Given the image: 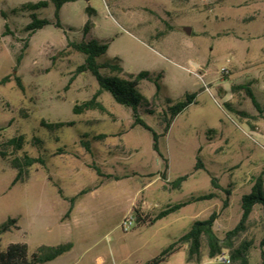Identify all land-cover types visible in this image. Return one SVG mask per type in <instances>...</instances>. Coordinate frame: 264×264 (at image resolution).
<instances>
[{
	"label": "rangeland",
	"instance_id": "rangeland-1",
	"mask_svg": "<svg viewBox=\"0 0 264 264\" xmlns=\"http://www.w3.org/2000/svg\"><path fill=\"white\" fill-rule=\"evenodd\" d=\"M41 1L49 2L0 0V9L8 13L7 21L0 17V79L12 72L15 57L28 41L16 72L24 90L13 80L0 86V143L17 136L25 141L21 152L8 147V160L0 159V226L16 219L18 227L0 236V251L21 243L33 252L42 244L69 240L72 252L52 264H147L193 222L212 213L217 214L213 230L223 239L239 222L241 196L250 192L257 177L264 188V0H79L67 4L58 16L63 29L52 25L54 7L49 4L36 14L51 24L28 37L24 28L30 23L29 13L11 11ZM88 7L93 11L90 18ZM88 19L93 24L89 37L108 44L99 62L118 58L125 73H162L157 96L153 84L138 85L153 112L139 116L156 134L163 129L162 113L186 94H195L194 102L158 141L168 163L166 180L188 176L179 189H171L160 178L164 165L152 150L151 134L139 126L129 129L130 110L115 103L108 92L97 99L102 111L73 113L74 105L99 89L89 73L77 75L65 89L84 62L66 41H80ZM5 22L11 35L2 36ZM192 69H198L209 92L187 71ZM238 86L253 93L259 111L243 89L233 90ZM41 121L72 125L47 130ZM33 138L42 144L39 148ZM23 152L42 155L45 167L34 165L23 181L11 186L17 171L9 161ZM197 157L202 169L194 170ZM89 166L128 178L101 182ZM211 177L230 195L213 190ZM88 188L76 200L78 218L61 226L69 203L59 197L58 189L72 198ZM210 192L217 198L192 203L154 224L134 222L128 231L121 229L123 221L133 216V207L153 217L168 205ZM225 199L228 206L222 208ZM262 241L264 217L255 206L233 240V249L248 245V264H262ZM187 249L183 244L160 264H214V258H207L204 240L199 261L187 263ZM221 253L230 259V250ZM230 264L237 263L230 259Z\"/></svg>",
	"mask_w": 264,
	"mask_h": 264
},
{
	"label": "trees",
	"instance_id": "trees-1",
	"mask_svg": "<svg viewBox=\"0 0 264 264\" xmlns=\"http://www.w3.org/2000/svg\"><path fill=\"white\" fill-rule=\"evenodd\" d=\"M78 0H49V2L41 1L37 3H26L20 6L19 9L12 10V14H16L18 11H25L29 13L30 23H28L24 30L27 33L28 37H31L36 31L42 29L43 27L50 25L51 23L46 19H39L37 17L36 11L45 9L49 4L54 7V18L55 22L52 25L55 28L62 29V26L59 23L58 16L61 7L64 4L76 2ZM88 1V0H85ZM87 15L90 18L92 15V10L88 7L86 8ZM0 17L4 20H8V13L0 9ZM93 27V24L90 19L86 21L82 28V38L78 42L66 41L67 47L73 49L74 51L82 54L84 56V62L79 65L72 77L68 80L65 89L69 87L71 82L79 74L89 73L97 82L99 89L92 95V97L81 103L80 105H74L73 113L81 114L83 111L87 110H103L102 105L97 101L98 97L102 92H108L115 103L120 106H123L126 109H129L133 119L131 128L136 126L141 127L151 134L152 137V150L162 159L164 170L160 173V178L170 186L171 189H179L183 182L187 180V175L178 177L173 182H168L166 180V171L168 169L167 160L164 158L159 149V138L165 137L170 129L172 121L174 118L185 110L189 105L194 102L195 94H186L184 100L177 102L168 107L167 111L162 113L161 125L163 126L162 132L156 134L139 116V114H148L152 115L153 112L148 109L149 103L138 91V85L141 81H147L154 85L155 87V96L158 95L161 89V79L162 73H150L147 71L139 72L138 74H128L125 73L123 68L120 66V59L114 58L106 62H99V58L103 57L107 50L108 44L98 42L89 37V33ZM70 31V30H69ZM11 35L9 30L8 23L4 24V32L2 36ZM28 47V41L23 42V46L20 50V53L15 57V65L12 68V72L3 78L0 79V86H3L13 80L20 91H23V85L21 78L16 75L18 67L24 57V50ZM102 70H107L110 73H116L119 76L105 75L102 74ZM243 89L246 95L251 100L253 106L259 111V104L256 102L253 93L246 87H233V90ZM224 107L231 111L229 104H224ZM41 126L47 130H52L53 128L71 126L72 123H55L49 124L44 121H41ZM2 129H0V132ZM209 133H212L210 131ZM34 145L38 148L40 141L37 138H33ZM25 145L24 137L17 136L5 143H0V159L3 161L8 160L5 149L11 147L14 152H21ZM88 151V147L85 148ZM200 152V149H198ZM40 165L45 167L44 159L42 155L37 157H31L23 152L19 157H14L9 161V165L12 169L16 170V175L11 184L13 186L18 181H23L25 172L33 167L34 165ZM89 168L95 171L96 175L102 179L101 182L105 180H119L120 177L104 174L99 169L94 166H89ZM202 169V163L199 157L196 159V164L194 170ZM210 184L213 190H219L225 193L226 196L230 195L228 190H223L217 184V180L214 177H211ZM91 189H85L80 191L76 196L72 198H65L62 195L60 189H58V195L65 201L69 203V208L65 214V217H68L71 209L78 199L82 195L88 193ZM217 195L214 192H210L205 195H200L196 197H191L186 201L176 203L174 205H168L163 210H160L155 216L150 217L144 215L138 208L133 207V217L135 223L139 226H144L147 223L154 224L157 221L166 218L170 214H173L180 209L195 203L210 201L216 199ZM228 206V199H225L222 204V208ZM255 206L261 208L263 217H264V188L263 180L261 177H257L251 187V190L248 194L241 196L240 208L241 216L239 222L236 226L228 231L223 239H220L213 230V225L216 220L217 214L212 213L207 219L202 221H195L191 225L190 229L178 238L175 242L170 244L167 248L162 250L158 256L150 260L147 264H160L166 261L172 254L180 250L183 244L188 245L187 249V258L186 262L191 263L194 260L199 261L200 250L202 241L204 240L207 247V258L213 259L219 255L223 250H230V259L232 262L237 264H248V245H242L239 248L233 249V240L242 232L245 223L247 222L249 216L253 212ZM18 229L16 219H8L7 222L0 226V236L10 232L12 230ZM261 245L264 246V241L261 242ZM72 248L70 243L60 244L56 246H39L33 252H30L26 244L16 243L9 244L4 251H0V264H47L63 254L69 252ZM264 264V263H262Z\"/></svg>",
	"mask_w": 264,
	"mask_h": 264
},
{
	"label": "crops",
	"instance_id": "crops-1",
	"mask_svg": "<svg viewBox=\"0 0 264 264\" xmlns=\"http://www.w3.org/2000/svg\"><path fill=\"white\" fill-rule=\"evenodd\" d=\"M79 1V0H78ZM77 2V1H76ZM73 3V2H72ZM67 4H70V3H67ZM67 4H64L62 7H61V9H60V11H59V15H60V13H61V11H62V9L67 5ZM92 13H93V11H92ZM88 16V15H87ZM86 23V21L84 22V24ZM84 26V25H83ZM63 29V28H62ZM70 30V29H69ZM126 109V108H125ZM127 110V109H126ZM129 110V109H128ZM129 115H130V117L128 118V120H130V118L132 119V116H131V112L129 111ZM132 123H133V119H132ZM132 123L130 124V126H129V129H132L131 128V125H132ZM213 133V132H212ZM120 134H118V136H119ZM119 177V176H118ZM123 178H128L127 176L126 177H120V179L119 180H121V179H123ZM119 180H110V181H119ZM144 189H145V187H143V188H141V191L140 190H137V191H135L134 193H135V195H137L138 193H142L143 191H144ZM60 197V196H59ZM65 197V196H64ZM61 198V197H60ZM66 198V197H65ZM62 199V198H61ZM67 199H69V198H67ZM63 200V199H62ZM63 201H65V200H63ZM65 202H67V201H65ZM76 202L74 203V205H73V207H72V209H71V212H70V214H69V216L68 217H65V214H66V212H67V210H66V212H65V214L63 215V217H64V220H63V217H62V219H61V221H60V223L62 224L61 226H66L67 225V223H69L70 221H72V220H76L77 218H78V213H77V211H76ZM133 207V206H132ZM69 208V207H68ZM64 221V222H63ZM67 243H70L71 245H72V248H71V250L69 251V252H67V253H65V254H63L62 256H60V257H58L57 259H55V260H53V261H51V262H49V263H47V264H52V263H54V262H56V261H58V260H62V259H64V258H66L71 252H72V250H73V244L69 241V240H67V241H65V242H63L62 244H67ZM43 245H45V246H56V245H60V244H42V245H40V246H43ZM39 247V246H38Z\"/></svg>",
	"mask_w": 264,
	"mask_h": 264
},
{
	"label": "built area",
	"instance_id": "built-area-1",
	"mask_svg": "<svg viewBox=\"0 0 264 264\" xmlns=\"http://www.w3.org/2000/svg\"><path fill=\"white\" fill-rule=\"evenodd\" d=\"M187 71L196 77V79L200 82L203 91L209 92V86L203 81L202 76L198 73V69H192ZM134 222L135 219L132 215L129 219H125L121 224L122 231H128L133 226ZM214 264H230V259L226 254L220 253L214 258Z\"/></svg>",
	"mask_w": 264,
	"mask_h": 264
},
{
	"label": "water",
	"instance_id": "water-1",
	"mask_svg": "<svg viewBox=\"0 0 264 264\" xmlns=\"http://www.w3.org/2000/svg\"><path fill=\"white\" fill-rule=\"evenodd\" d=\"M185 32H187L189 34L190 30L188 28L184 29ZM196 65V64H195Z\"/></svg>",
	"mask_w": 264,
	"mask_h": 264
}]
</instances>
